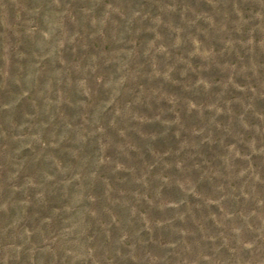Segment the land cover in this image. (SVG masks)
<instances>
[{
	"label": "rangeland",
	"instance_id": "obj_1",
	"mask_svg": "<svg viewBox=\"0 0 264 264\" xmlns=\"http://www.w3.org/2000/svg\"><path fill=\"white\" fill-rule=\"evenodd\" d=\"M262 17L0 0V264H264Z\"/></svg>",
	"mask_w": 264,
	"mask_h": 264
},
{
	"label": "clouds",
	"instance_id": "obj_2",
	"mask_svg": "<svg viewBox=\"0 0 264 264\" xmlns=\"http://www.w3.org/2000/svg\"><path fill=\"white\" fill-rule=\"evenodd\" d=\"M261 2L264 3V0H261ZM257 15L259 16L260 14L257 13ZM262 18H264V17H262ZM157 22H159V21H157ZM160 50L163 51V49H160ZM200 83H204V81H200Z\"/></svg>",
	"mask_w": 264,
	"mask_h": 264
}]
</instances>
